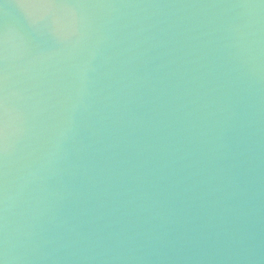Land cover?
<instances>
[{"label":"water","instance_id":"obj_1","mask_svg":"<svg viewBox=\"0 0 264 264\" xmlns=\"http://www.w3.org/2000/svg\"><path fill=\"white\" fill-rule=\"evenodd\" d=\"M2 264H264V0H0Z\"/></svg>","mask_w":264,"mask_h":264},{"label":"snow or ice","instance_id":"obj_2","mask_svg":"<svg viewBox=\"0 0 264 264\" xmlns=\"http://www.w3.org/2000/svg\"><path fill=\"white\" fill-rule=\"evenodd\" d=\"M0 264H2V262H0Z\"/></svg>","mask_w":264,"mask_h":264}]
</instances>
